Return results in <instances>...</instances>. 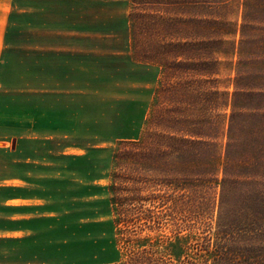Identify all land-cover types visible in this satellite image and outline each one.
I'll list each match as a JSON object with an SVG mask.
<instances>
[{
    "label": "crops",
    "instance_id": "0c3cea01",
    "mask_svg": "<svg viewBox=\"0 0 264 264\" xmlns=\"http://www.w3.org/2000/svg\"><path fill=\"white\" fill-rule=\"evenodd\" d=\"M130 13L0 0V264H64L110 227L116 145L141 136L161 77L133 55Z\"/></svg>",
    "mask_w": 264,
    "mask_h": 264
},
{
    "label": "rangeland",
    "instance_id": "374dc122",
    "mask_svg": "<svg viewBox=\"0 0 264 264\" xmlns=\"http://www.w3.org/2000/svg\"><path fill=\"white\" fill-rule=\"evenodd\" d=\"M166 1L130 0L133 55L157 61L161 77L139 141L117 143L115 160L113 155L120 228L116 232L111 206L110 227L85 230L83 247L70 251L64 264H114L120 258L122 264L144 239L143 244L182 259L210 239L216 223L225 225L222 204L230 205L233 195L240 202L236 190L245 176L264 175V130L259 132L256 102L247 96L249 90L264 91V0H217L211 8L193 0ZM204 15L216 21L217 33L210 36L215 46L210 72L202 76L188 68L197 61L194 22ZM232 114L230 150L238 153L245 143L256 142L250 156L222 166ZM228 234L243 243L238 228ZM98 237L101 243L91 242Z\"/></svg>",
    "mask_w": 264,
    "mask_h": 264
},
{
    "label": "trees",
    "instance_id": "16d2710c",
    "mask_svg": "<svg viewBox=\"0 0 264 264\" xmlns=\"http://www.w3.org/2000/svg\"><path fill=\"white\" fill-rule=\"evenodd\" d=\"M192 2L193 4H197L198 6L204 8H211L209 7L210 3H217L220 1L193 0ZM166 3L174 4L176 2L168 0L166 1ZM204 18L199 17L194 22L196 28L193 31L194 38L192 41H194V43L191 45L194 46L193 51L195 52L194 56H197V61H195L196 63L194 62L190 64L188 68V70L200 72L201 74H203L202 76L207 75L210 72L206 68L212 66L211 56L215 54V46L212 48V39L210 36H214V34L217 33V31L215 30L216 21L205 17V15ZM130 21L134 54V34L131 13ZM185 45L186 47L190 46L189 43H185ZM136 60L140 62L159 65L158 62L153 61V59L149 60L148 58H145ZM247 96L253 98L256 102V107L253 108V111L256 112V126L259 132L261 133L264 130V91L249 90L247 91ZM150 113L147 117L146 122L149 119ZM229 122L231 127L229 128V133L227 137L228 143L226 147V152L225 155L221 158L222 166L223 162L225 163L226 161L228 162L233 159L236 162L240 163L241 159L250 156V154H252V144L256 142L255 139H252V142L250 144L245 143L241 147V152H232L230 148L232 147L231 136L232 124L234 122L233 114L230 116ZM251 131L252 129H245V132ZM262 138L264 140V133L262 134ZM139 139L133 141H121L119 142V144L134 143L139 141ZM187 142L193 144V141L191 140H187ZM117 152L118 151L116 149L114 160L116 158ZM262 158V155H260L259 161L262 160ZM113 163L115 166L116 162L113 161ZM115 174L116 173H114L113 170L110 175L109 193L111 205L113 208L115 230L117 232V228H120V225L117 224V221L120 216L119 210L121 207L119 208L118 203L116 201V193L119 189L115 188V186L117 185L115 183ZM254 175L245 176V179L239 183L242 189H238L236 190V192L239 194L238 199L240 200V202H237L234 199V195L229 199L230 205H224L223 202L222 205L223 207H225V210H227L228 214L225 216L224 219L225 225L220 226L219 223H216V228L213 232H211L210 239L207 240L204 245H199L195 247L194 252L191 249L188 253H185V255H183L182 259L179 258L175 260L172 259L170 254L167 253L166 249L161 252L150 245L143 244L146 243L144 239L142 240L141 244H138L130 252L128 259L123 261L122 264H264V175H256V177H254ZM248 178L249 180H247ZM146 182V179L140 180V184H146ZM224 182H226V179L224 180ZM232 215L234 217H237V222L240 225L238 224L237 226L236 222H233L234 219L232 218ZM235 228H238L242 235H245L243 243H240L238 236L237 239H229L230 235L228 233L234 232ZM176 235L177 237L179 236L178 234ZM167 249H169V245H167ZM120 262L121 258L117 263L114 264H119Z\"/></svg>",
    "mask_w": 264,
    "mask_h": 264
}]
</instances>
